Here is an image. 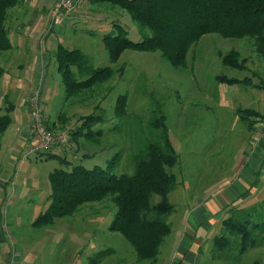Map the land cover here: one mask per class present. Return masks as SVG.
Returning <instances> with one entry per match:
<instances>
[{
  "label": "rangeland",
  "instance_id": "1",
  "mask_svg": "<svg viewBox=\"0 0 264 264\" xmlns=\"http://www.w3.org/2000/svg\"><path fill=\"white\" fill-rule=\"evenodd\" d=\"M47 1L23 0L21 11L26 14L36 3L43 6ZM57 1L54 0L48 11L53 31L47 36L42 34L40 38L33 36L22 41L26 35L22 28L17 30L20 34H15L18 26L13 21V9L7 20L11 48L0 53V117L6 114L5 107L12 108L11 122L2 135L0 148V254H5L10 247L7 264H87L89 256L107 250L109 254L101 264H146L149 261L137 260L123 237L109 231L116 210L110 199L86 205L76 214L56 219L47 227L34 228L33 222L49 204V173L75 165L87 169L105 167L114 158L113 174L130 175L135 167L134 156L148 143L158 140L160 129L153 122L163 116L169 139L179 156L178 165L171 170L176 187L168 194V201L174 212L189 208L188 197L176 203V195L187 188L189 180L203 175L202 182L208 192L220 188L229 181L241 160L244 148L238 145L241 142L245 145L246 129L252 131L248 144L251 146L257 131L256 119H264V61L257 56L251 40L225 39L211 34L190 48L186 65L181 68L173 67L159 52L126 50L112 63L102 37L114 23L121 25L133 42L150 36V32L141 29L119 7L94 5L88 0L75 3V9L86 11L87 16L60 25L53 16ZM79 2L82 6H78ZM84 3L91 9L83 7ZM41 24L34 32L39 31ZM13 45L18 46L16 54ZM60 45L81 51L86 65L111 67L113 77L66 99L55 61ZM232 50L248 59L244 70L225 66L217 55ZM217 76L248 78L252 86L219 83ZM35 94L39 96L36 106L31 105ZM119 96L127 98L122 118L114 114ZM32 107L41 109L34 121ZM240 110L261 116H249L246 120ZM91 113L101 115L102 122L84 129L83 133L88 132L89 136L75 138L73 132L81 123L78 119ZM36 123L47 124L53 133L72 124L68 146L51 151L58 153L57 150L65 149V158L30 153L35 144L31 126ZM98 130L102 133L97 135ZM257 178L263 181L262 185L251 190L254 195L240 205L260 208L254 220L263 222L264 175ZM167 238L159 255L168 248ZM204 257L202 264H264V239L241 251L235 242L222 250L211 245Z\"/></svg>",
  "mask_w": 264,
  "mask_h": 264
},
{
  "label": "trees",
  "instance_id": "2",
  "mask_svg": "<svg viewBox=\"0 0 264 264\" xmlns=\"http://www.w3.org/2000/svg\"><path fill=\"white\" fill-rule=\"evenodd\" d=\"M91 4H108L126 11L141 29L150 36L133 42L119 24L103 35L102 43L110 62L119 60L126 50L136 52H159L173 67L186 65L190 48L203 36L216 34L225 39L252 41L257 56L264 61V0H88ZM20 0H0V53L8 51L7 20ZM116 32V34L114 33ZM225 66L244 70L247 58L237 51L218 52ZM57 72L61 76L63 89L68 97L89 91L113 77L111 67L93 68L82 61L79 50L58 46L55 55ZM74 68V70H73ZM2 70L0 68V79ZM219 83L247 84L248 78L235 79L217 76ZM127 98L116 99L114 114L122 118L126 113ZM12 106L5 107L6 114L0 117L1 138L11 120ZM100 110V106H96ZM244 119L261 116L250 111H239ZM81 123L74 137L89 136L84 129L102 122V116L91 113L78 119ZM164 117L153 125L160 129L158 140L151 141L134 156L132 174H113L116 160L105 167L87 169L81 165L69 169H55L49 173L50 195L48 207L33 222L34 228L51 225L54 220L76 214L82 207L110 199L116 210L109 224V231L118 233L132 247L138 261L155 262L160 247L171 232L168 216L173 206L168 194L175 189L176 180L171 170L178 165L177 155L164 124ZM47 125V124H46ZM48 126V125H47ZM98 130L96 134H101ZM76 141V140H75ZM52 154L48 153L47 156ZM63 161H67L62 159ZM260 208L234 209L222 224L221 234L213 240L215 249L222 250L236 243L238 250L258 245L264 239V221H255ZM104 251L89 256L87 264H101L109 254Z\"/></svg>",
  "mask_w": 264,
  "mask_h": 264
},
{
  "label": "crops",
  "instance_id": "3",
  "mask_svg": "<svg viewBox=\"0 0 264 264\" xmlns=\"http://www.w3.org/2000/svg\"><path fill=\"white\" fill-rule=\"evenodd\" d=\"M53 3L54 0H48L43 6H37L38 3H36L34 5L35 7L33 6L32 9L25 14L21 11L23 0H20L19 5L13 9V21L15 24L17 23L18 26L17 29L14 30L15 34H20L21 31L17 33V30L18 28H22L23 35H26V37L22 38V41H25L33 36L34 38H40L42 34H46L47 36L52 32L53 26L51 27L49 24V12ZM78 6H82L80 2ZM83 7L89 10L91 9V6L86 3H84ZM87 15L88 13L86 11L77 8L63 23L67 20L71 21L75 20L74 18ZM21 19H23L24 22L22 21L21 23ZM40 23H42V26L39 28V31L34 32ZM54 27L60 28V26L57 25H54ZM14 47L13 45V49L16 51L18 46ZM16 53L18 52L16 51L15 54ZM18 66L20 67V65ZM246 130L248 132L245 137V145L242 146L243 142L238 145V147L244 148V153L227 183L224 182L220 188L208 192V187L204 186L202 182L204 177L201 175L197 180H189L187 188L176 195V203H179L181 198L188 197L190 202L187 203V205H191L189 208L186 206V208L183 209L184 212L183 210L178 211L175 209V212L173 211L168 216V223L171 226V232L169 236H167L168 238L166 237L167 242L170 240L168 242V248L162 255L158 254V258L155 262L149 261L146 264L204 263L206 250L211 249L214 238L222 231V222L229 217L231 211L234 209L254 208L251 205L241 207L240 204H242L244 200L252 197L254 194L250 193V191L255 190V188L261 186L263 183V181L257 177H262L264 175V162H262L264 141L260 142L255 148L249 147L248 144L251 139L250 133L252 134V131H249V129ZM57 151L58 153L49 152L52 154L51 157L61 158L60 156L63 155L65 158L67 153L65 149H59ZM215 182L216 180L214 183ZM262 198H264V195ZM169 237H171V239ZM9 248L10 247L6 248L5 254H0V264H7Z\"/></svg>",
  "mask_w": 264,
  "mask_h": 264
},
{
  "label": "built area",
  "instance_id": "4",
  "mask_svg": "<svg viewBox=\"0 0 264 264\" xmlns=\"http://www.w3.org/2000/svg\"><path fill=\"white\" fill-rule=\"evenodd\" d=\"M77 0H58L54 6L53 16L56 19V23L63 24V22L69 18L70 14L75 10V3ZM39 96L37 94L32 96V104L36 106V102L38 103L37 99ZM33 114V121L36 120V115L41 112L40 107L38 110H35L34 107L31 108ZM33 130L31 128V132L35 139V144L32 146L30 153L32 152H42V153H49L53 149L57 147H65L68 146L69 141V130L72 128V124H66L63 126L61 132L49 131L48 126L43 123H36L32 124ZM255 136L251 141V147L255 148L259 145L260 142L264 141V119H256L255 123ZM262 162H264V152ZM13 264V262H11Z\"/></svg>",
  "mask_w": 264,
  "mask_h": 264
}]
</instances>
